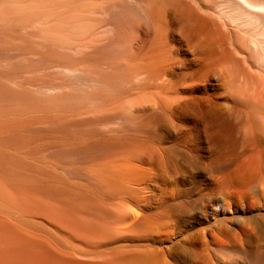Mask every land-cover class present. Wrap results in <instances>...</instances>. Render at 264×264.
<instances>
[{
	"label": "bare ground",
	"instance_id": "bare-ground-1",
	"mask_svg": "<svg viewBox=\"0 0 264 264\" xmlns=\"http://www.w3.org/2000/svg\"><path fill=\"white\" fill-rule=\"evenodd\" d=\"M0 264H264V0H0Z\"/></svg>",
	"mask_w": 264,
	"mask_h": 264
}]
</instances>
